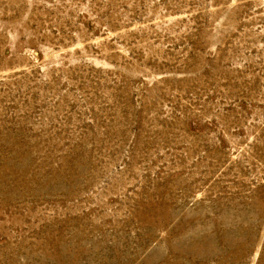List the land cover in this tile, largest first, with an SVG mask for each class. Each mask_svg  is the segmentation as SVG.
<instances>
[{
  "label": "rangeland",
  "instance_id": "374dc122",
  "mask_svg": "<svg viewBox=\"0 0 264 264\" xmlns=\"http://www.w3.org/2000/svg\"><path fill=\"white\" fill-rule=\"evenodd\" d=\"M0 264H264V0H0Z\"/></svg>",
  "mask_w": 264,
  "mask_h": 264
}]
</instances>
